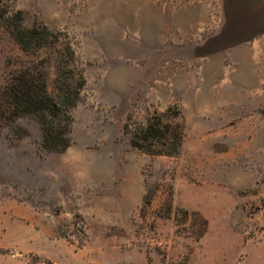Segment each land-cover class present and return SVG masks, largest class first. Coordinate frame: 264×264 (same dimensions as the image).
I'll list each match as a JSON object with an SVG mask.
<instances>
[{"label":"rangeland","instance_id":"374dc122","mask_svg":"<svg viewBox=\"0 0 264 264\" xmlns=\"http://www.w3.org/2000/svg\"><path fill=\"white\" fill-rule=\"evenodd\" d=\"M12 2L70 35L86 85L65 152L32 119L0 121V264H264V26L227 0ZM32 60L0 26V92ZM169 109L179 155L133 147Z\"/></svg>","mask_w":264,"mask_h":264},{"label":"trees","instance_id":"16d2710c","mask_svg":"<svg viewBox=\"0 0 264 264\" xmlns=\"http://www.w3.org/2000/svg\"><path fill=\"white\" fill-rule=\"evenodd\" d=\"M12 0H0V26L6 29L23 53L33 58L14 72L0 92V121L28 118L42 131V148L51 153L65 152L72 143V111L83 100L86 78L76 44L65 31H53L43 23L24 26V12L12 6ZM55 70V90L50 89L51 69ZM185 123L179 110L155 113L146 127L135 132L131 144L152 156L179 155L185 136ZM149 191L144 206L151 204ZM168 203V214L171 213ZM188 220L198 226L196 239L208 229V221L199 213H189Z\"/></svg>","mask_w":264,"mask_h":264},{"label":"crops","instance_id":"0c3cea01","mask_svg":"<svg viewBox=\"0 0 264 264\" xmlns=\"http://www.w3.org/2000/svg\"><path fill=\"white\" fill-rule=\"evenodd\" d=\"M226 10H242V22L259 32L264 26V0H227Z\"/></svg>","mask_w":264,"mask_h":264}]
</instances>
